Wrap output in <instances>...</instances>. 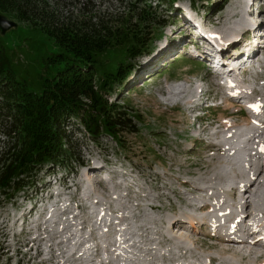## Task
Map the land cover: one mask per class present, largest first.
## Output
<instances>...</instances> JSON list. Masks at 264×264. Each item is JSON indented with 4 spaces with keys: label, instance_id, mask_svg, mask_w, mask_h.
Here are the masks:
<instances>
[{
    "label": "rangeland",
    "instance_id": "obj_1",
    "mask_svg": "<svg viewBox=\"0 0 264 264\" xmlns=\"http://www.w3.org/2000/svg\"><path fill=\"white\" fill-rule=\"evenodd\" d=\"M240 1L242 0H194L193 3L192 0H176L170 5L162 0H148L154 14L145 27L149 47L132 60L134 70L124 84H113L109 89L110 94H107L108 99L114 102L125 98V108L132 115L131 121L138 131L131 133L124 129L120 134L124 149H120L116 140L109 135L98 137L94 142L78 132L73 137V155L45 167L39 174V184L34 190H30L28 194H19L16 202L3 204L1 199L0 264H211L208 255H218L223 248L225 251V247L233 248L231 252L235 251L239 255V258L234 256V260L239 261L242 255L248 254L246 250H235V246L224 245L204 234L203 232H210L209 228L202 230L201 226H197L191 227V230L173 229L172 232L181 233L180 237L188 236L190 242L187 241L186 244L177 239L172 240V236L168 234L170 229L167 231V225L170 226L173 218L172 205L179 209L186 207L173 193L176 188L183 192L187 189L185 186L181 187L178 180L181 182L196 178L189 174L199 172L200 168L192 162L199 159L204 161L212 152L203 134L208 135L212 126H219L222 122L241 124L250 120L245 109L240 115L225 117L226 111L237 112V104L225 102L222 107L207 108L211 105L208 103L207 106L203 105V120H207L203 127L206 132L203 127L198 128L196 125L197 121L193 120L188 102L195 100L198 91L203 88L209 90L210 96L219 103L216 94L219 93V88L212 71L203 61L190 58L184 54V50L180 53V58L173 61L181 44L189 38L188 30L181 27L186 17L183 13H177V10L180 11L182 7V12L195 18V12L188 9L191 2L198 10L197 14L206 19L208 27L221 30L224 26L226 30L227 25H234L233 29L239 31L243 22L237 17L241 13ZM95 3L109 15L113 12L124 16L135 2L95 0ZM219 7L221 9L214 13ZM138 9V12L141 9L150 11L147 4H140ZM11 19L17 22V26L6 32L0 31V46L5 48L10 57L17 78L27 81L32 88H39L44 79L52 78L66 65L67 59L58 56L71 54L40 28ZM210 33L205 34L207 39ZM230 34L234 35L235 32ZM200 40H204L203 37L200 36ZM126 51L125 44L116 43L99 52L98 73L102 74V67L104 72H113L120 62H125ZM103 76L102 74L101 78ZM101 78H97L98 82ZM184 81H189V84L183 83ZM182 88L186 90L185 95L188 97L179 98L180 96L170 92ZM199 129L202 132L200 134ZM91 165L103 169H91ZM119 174H124L127 178L123 177L122 182L118 183ZM62 181L67 188L64 190L67 191L65 196L54 193L61 190ZM44 187L47 188L43 189ZM187 197L188 202H194L192 194L187 193ZM109 202L110 207L107 204ZM36 204L40 209L34 216L37 217L42 211L47 212L45 222L38 224L32 216L22 230V215L28 218L24 213ZM102 204L105 209L101 219L96 215ZM116 213L125 215L124 225L128 226V231L120 236H113L117 225L114 222L117 218L118 223L121 220L116 217ZM74 214L75 217H68ZM179 223L183 227L186 224ZM147 226L150 228L145 231ZM98 234L109 235L100 238ZM124 237L130 239L122 242L121 247L114 251L115 245L112 247L111 243L116 238L120 243ZM106 245H109L110 250L106 249ZM232 254L227 255L232 257ZM255 257L253 254L252 258ZM254 261L256 259L251 263L240 261V264H264L262 260L259 263ZM257 261L260 259L257 258Z\"/></svg>",
    "mask_w": 264,
    "mask_h": 264
},
{
    "label": "trees",
    "instance_id": "obj_2",
    "mask_svg": "<svg viewBox=\"0 0 264 264\" xmlns=\"http://www.w3.org/2000/svg\"><path fill=\"white\" fill-rule=\"evenodd\" d=\"M162 1L171 5L175 0ZM134 2L126 15L119 16L113 12L109 15L97 7L95 0H0V12L40 28L71 54L59 55L67 59L64 68L44 79L39 88H32L17 78L10 57L0 46L3 204L36 188L45 167L72 156L76 133L94 142L109 135L124 149L120 134L124 129L138 131L125 108V98L114 102L107 97L113 84H124L134 70L132 60L149 47L145 27L154 15L153 7L148 0ZM140 4H147L150 11L138 12ZM116 43L126 45V60L113 72H104L102 67L101 78L99 52Z\"/></svg>",
    "mask_w": 264,
    "mask_h": 264
},
{
    "label": "bare ground",
    "instance_id": "obj_3",
    "mask_svg": "<svg viewBox=\"0 0 264 264\" xmlns=\"http://www.w3.org/2000/svg\"><path fill=\"white\" fill-rule=\"evenodd\" d=\"M255 1L256 0L240 1L242 2L240 3L241 13L237 15V17L239 16L240 22H242L243 20L242 29H247L257 17L256 14H254L252 11V6ZM183 26L184 25H182L181 27ZM227 26L228 27L226 30L224 29V26H223V29L221 30L219 29V35H217V37L220 38V40H223V42L225 41V39L230 40L228 46L229 45L234 46V45H237L238 43H239L238 45H240L243 40L242 38L240 40H238V38L231 39L232 37H235L239 33V31H236L237 29L236 30L233 29L234 25H231V26L227 25ZM208 32H210V30L208 29L201 31L200 35H203L201 37H204L205 34H207ZM231 32H235V34L231 35L230 34ZM245 34L246 35L243 36V38H246L248 40V43L251 44L254 36H252L249 29L245 31ZM231 43H234V44H231ZM167 45H169V43ZM238 47L239 46H236L235 48H238ZM166 49L168 50V46L166 47ZM229 54L230 53H228V55ZM241 55L242 54L239 53L238 55H236L235 58H239ZM253 58H255V55H253L252 59ZM170 92H173L177 96H180L179 98L188 97V95H185L186 90L184 88L180 89L179 91L176 90L174 92V90H172ZM202 92H204V90H202ZM227 102H232L233 104L239 105L240 98L231 97L230 99L227 100ZM188 103H190L191 112H194L198 107V104L196 103V98L195 100H191ZM228 112L226 111L225 113V117L227 118L234 117L235 115H238L240 113V111H237V112L234 111L230 113ZM257 114L261 115V117L249 118L250 120L244 123L246 124L247 127L245 129H239L238 131L236 130V127L241 124H232L229 122H222L218 126L219 130L215 132V136L220 138V142L217 144L210 143L209 147L212 152L209 155H207L206 159L204 160L205 162L200 159L195 160L196 162H192L193 165L200 168L199 172L189 174V175L195 176L196 178L190 179V180H181V182L180 180H178V183L181 187L183 186L187 187V189H185L186 191L184 190L183 192L179 188H176L173 190V193L180 200H182V203L184 202L187 207L192 208V210H194L197 213H200L201 211H206V213L191 215L184 208L179 209L176 205H172V217L173 218L170 221V226L167 225V227H169L167 231L170 229V233L168 234L169 236H172V240L177 239V241L179 242L181 241V243L184 242L185 244L187 241L190 242L188 236L180 237L181 233L178 234V233L172 232L173 229H176L178 231L180 229L185 230L189 228V227L188 228L183 227L179 222L186 223V224L190 222V225L193 228H196L197 226L199 227L201 226L200 228L204 230L205 228L212 227V229L214 230L213 232H208V233L203 232V233L210 235L211 238H215L217 241H220V243L224 245L225 244L227 246L241 245L242 249H245L248 251V254L246 256L242 255L241 259H239L238 261V260L233 259L234 256L235 257L239 256L235 254L236 253L235 251L231 252L234 249L231 247H225V251H223L224 250L223 248V250H220V252H218L220 253L218 255H216V253L215 254L211 253L208 255V260L210 261L211 264H217V263L219 264H240V261H245V260L251 263L253 259H256L254 263H257V262L259 263L261 262V260L264 262V256H263L264 255V150H262L264 149V142H262L260 146L261 149L259 150L254 149L253 151L254 154L253 153L248 154L243 149L244 140L242 138L244 135H253L254 133H258L259 135L262 136L263 141H264V103L260 105V108ZM203 128H204L203 131L206 132L205 127ZM208 128L209 126L207 127V129ZM90 168L91 169L93 168L95 170L103 169L102 167L96 168L93 165H91ZM204 169L206 170L204 171ZM187 193L192 194L193 196L192 200L194 201L193 203L188 202L189 197H187ZM209 200H212V201H209ZM107 204L109 207L111 206L110 202ZM196 204H200V205H196ZM120 218H121L120 223H119L120 227L118 230L119 236L122 235L124 231H128V226L124 225V221L126 220L125 215L124 214L120 215ZM188 218H189V221L187 222ZM167 222L168 221H166V223ZM228 222L234 223L232 228L227 227L226 223ZM148 225L150 226V223ZM149 226L145 228L146 229L145 231H147V229L150 228ZM105 235L106 234H98L100 238H103ZM246 237L248 238L251 237L253 239L251 242H249L247 241ZM129 239H130L129 237H124V239L121 240L120 243H118L117 242L118 239L116 238L114 242L111 243V246L113 247V245H115V248H114V251H115L121 247L122 242H126V241L128 242ZM134 244L135 246H137L136 243ZM108 246L109 245H106V249L110 250ZM157 246H159V244ZM184 247L185 246H183V248ZM190 248H192V245ZM151 250H149V252ZM174 253L175 252H173L172 254ZM227 254H232L233 256L230 257ZM253 254L256 255L255 258H252ZM179 258L181 257L179 256ZM257 258H259L260 261H257ZM202 263H204V261H202Z\"/></svg>",
    "mask_w": 264,
    "mask_h": 264
},
{
    "label": "water",
    "instance_id": "obj_4",
    "mask_svg": "<svg viewBox=\"0 0 264 264\" xmlns=\"http://www.w3.org/2000/svg\"><path fill=\"white\" fill-rule=\"evenodd\" d=\"M17 26V22L13 19H10L4 14H0V31L6 32L8 29Z\"/></svg>",
    "mask_w": 264,
    "mask_h": 264
},
{
    "label": "snow or ice",
    "instance_id": "obj_5",
    "mask_svg": "<svg viewBox=\"0 0 264 264\" xmlns=\"http://www.w3.org/2000/svg\"><path fill=\"white\" fill-rule=\"evenodd\" d=\"M262 150H264V149H262Z\"/></svg>",
    "mask_w": 264,
    "mask_h": 264
}]
</instances>
